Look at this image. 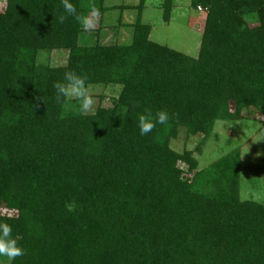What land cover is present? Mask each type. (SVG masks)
I'll return each mask as SVG.
<instances>
[{
  "label": "trees",
  "instance_id": "obj_1",
  "mask_svg": "<svg viewBox=\"0 0 264 264\" xmlns=\"http://www.w3.org/2000/svg\"><path fill=\"white\" fill-rule=\"evenodd\" d=\"M70 2L99 9L97 28L60 23L61 0L0 10V223L25 250L13 264H264V203L241 198L240 149L204 169L195 157L218 121L264 117V0H191L207 11L197 58L150 40L145 0L129 43L105 33V0ZM163 7L169 22L174 1ZM58 50L64 65L40 62ZM68 70L94 99L118 95L81 115L55 100ZM146 108L171 119L141 136ZM182 129L203 135L195 150L171 147Z\"/></svg>",
  "mask_w": 264,
  "mask_h": 264
},
{
  "label": "rangeland",
  "instance_id": "obj_2",
  "mask_svg": "<svg viewBox=\"0 0 264 264\" xmlns=\"http://www.w3.org/2000/svg\"><path fill=\"white\" fill-rule=\"evenodd\" d=\"M165 0H145L142 12V22L150 25V40L177 50L190 57L197 58L200 51L201 39L205 27L207 11L197 10L191 6V0H173L174 7L171 20L165 22L163 18ZM141 0H105L109 10L105 14L106 25H113V30L105 31L109 37L115 36L120 43L131 41L132 25L138 17L136 8ZM6 0H0V10H3ZM123 6H130L128 10H119ZM135 9H134V8ZM100 17L95 18L94 28H97ZM120 20V23H118ZM253 23V22H251ZM129 26V27H128ZM68 53L65 50L40 52L41 63L51 66H62L66 63ZM94 108L99 104L98 96L114 97L118 89H94ZM103 105L109 106L110 102ZM243 120L218 121L213 133L206 142L203 153H195L200 169L208 167L226 154L240 149L241 151V187L242 200H252L264 203V117L255 110H245ZM203 140V135L188 137L184 129L180 130L179 137L173 140L171 147L177 152L195 150ZM181 167L186 169L184 164ZM185 177H192L185 175ZM3 214H12V211H3Z\"/></svg>",
  "mask_w": 264,
  "mask_h": 264
},
{
  "label": "clouds",
  "instance_id": "obj_3",
  "mask_svg": "<svg viewBox=\"0 0 264 264\" xmlns=\"http://www.w3.org/2000/svg\"><path fill=\"white\" fill-rule=\"evenodd\" d=\"M64 14L59 16V22L64 23L71 16L74 17L85 31L94 28L95 18L100 15L99 9L91 7L87 14L78 12L77 7L70 0H61ZM55 100L63 103L68 98H73L81 115L88 113L94 108V98L89 93L88 78L84 74L68 70L63 74V79L53 83ZM171 119L166 110L156 111L144 109L138 115L137 127L141 136L148 135L158 125H167ZM25 250L18 244L13 236V228L7 223H0V264H13L18 257H23Z\"/></svg>",
  "mask_w": 264,
  "mask_h": 264
}]
</instances>
